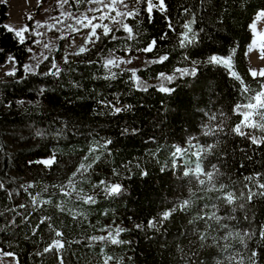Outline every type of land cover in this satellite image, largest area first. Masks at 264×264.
Wrapping results in <instances>:
<instances>
[{
  "label": "trees",
  "instance_id": "obj_1",
  "mask_svg": "<svg viewBox=\"0 0 264 264\" xmlns=\"http://www.w3.org/2000/svg\"><path fill=\"white\" fill-rule=\"evenodd\" d=\"M166 3L169 12L162 15L154 11L151 22L146 4L140 3V16L126 19L136 33L134 39L128 40L122 29L115 31L117 27L114 35L118 39L103 36L85 54L69 58L67 63L63 61L59 76H52L39 69L24 70L28 41L18 44L13 34L4 31L8 3L0 0V48L4 49L0 68L8 54L15 56L17 66L15 75L0 79V182L4 184L0 189V212L4 213L0 216V248L14 253L19 264H58L55 252L39 254L54 238L48 224L62 231V239L68 241L62 253L65 264H103L104 255L114 257L110 264L117 260L121 264H232L229 256L237 252L255 248L264 255V239L259 237L260 226L264 225V198H254L253 204L233 212L235 205L215 199L219 193L197 192L186 211L177 210L169 220L161 221L163 212L189 197V187L198 188L195 183H188L190 177L182 176L186 167L182 161L172 168L174 146L188 147V141L208 144L219 140L214 154L203 165H217L229 187L240 188L247 183L244 176L264 174V147L250 145L248 140L230 132L203 135L205 126L213 127L221 119L226 132L234 126L240 117L232 109L243 100L239 83L225 68L206 63L209 56H228L235 50L236 70L250 87H258L248 74L246 49L252 38L249 26L257 11L264 9V0ZM184 8L191 11L183 14ZM192 13L197 16L194 29L203 31L199 32L197 43L181 48L178 33ZM166 17L171 18L176 32L169 31ZM165 32L168 37L161 40ZM153 39L157 40L156 48L147 53V63L135 69L136 76L149 86L148 91L136 87L131 69L111 70L116 73L115 78L104 79L109 75L103 62L107 52L122 53L127 49L135 53ZM164 55L168 60L163 63H150ZM192 61L198 63L194 65ZM193 67L197 68L195 77H181L176 72L177 68ZM160 73L174 75L175 79L171 83L153 82ZM162 83L175 91L170 95L161 93L158 88ZM109 103L125 110L116 114L106 106ZM213 115L216 120L211 119ZM109 139L110 145L89 154L97 142L103 144ZM53 154V166L37 163ZM94 156H99V160L83 175L77 173L78 165L92 162ZM161 168L165 169L163 173ZM145 171L148 175L142 176ZM73 173H77V192L71 197L63 196L60 187L53 186L67 185ZM101 180L120 184L122 193L107 195L103 185L96 186ZM29 184L33 187L28 188ZM29 193L52 202L33 208ZM78 193L92 195L96 203L84 204ZM20 204L27 207L18 208ZM57 204L64 206L65 211L61 212ZM205 204L207 208L202 207ZM213 204L219 206L217 214L225 217L220 224H228L229 228H221L213 220L197 219L199 212L210 214ZM67 209H72L75 219ZM233 215L234 220L228 218ZM45 216L51 219L40 224ZM12 219L16 225L9 224ZM152 220L157 224L149 227ZM113 227L126 229L119 238L131 243L113 245L91 239L107 236ZM238 230L255 233L247 241V249L235 238L222 239L229 231ZM201 234L205 235L203 241L199 239Z\"/></svg>",
  "mask_w": 264,
  "mask_h": 264
},
{
  "label": "snow or ice",
  "instance_id": "obj_2",
  "mask_svg": "<svg viewBox=\"0 0 264 264\" xmlns=\"http://www.w3.org/2000/svg\"><path fill=\"white\" fill-rule=\"evenodd\" d=\"M87 3V4H95L97 7L95 8H88L87 12L81 13L78 16L73 15L72 13H64L66 19H70L73 21L71 24H67L66 28L70 32H79L82 29H90L89 33L87 34L86 44H94L101 39L102 36L108 37L111 36L113 40L118 39L114 35V30L110 27V24L119 25L120 27L115 29V31H119L122 29L126 32L127 39L131 40L134 39L136 33H134L133 28L129 26L127 23H124L125 19L128 18H135L139 15V12L136 11L134 8L129 7V3L127 0H76V3ZM203 2V0H201ZM59 3L63 6L68 3V0H59ZM133 4H146L145 11L148 14L149 22L152 21L153 13L159 12L160 14L164 15L169 12V6L166 3V0H132ZM121 7L124 10H121ZM191 11L190 8H184L183 14H188ZM100 13L99 16L93 14L89 16L87 13ZM115 13V15H113ZM57 23H63L60 21L59 18H55ZM109 21V23H104V21ZM98 21V22H97ZM264 21V9L260 10L256 14L255 20L251 23L250 30L252 32V40L247 49V53L256 52L258 54L259 59L264 61V28H258V23ZM166 22L169 31L176 32V28L173 25V22L170 17H166ZM197 23V16L196 13H192L190 19L185 21L182 25L183 31L178 33L179 36V44L181 48H185L197 43V36L199 32L203 31V29L196 30L194 29V25ZM38 27H48L49 30H53L55 27L38 24ZM4 31L13 34L16 38L18 44H25L28 35H36L42 36L43 33L33 32L27 26H24L20 29L13 28L9 25L3 26ZM100 29V33L98 34L97 30ZM59 30V29H56ZM168 33L165 32L161 35L160 39L164 40L167 39ZM66 38V37H61ZM35 43H41L40 40H36ZM157 40L153 39L150 41L147 47L139 49V51H143L145 53L153 52L156 48ZM44 47L48 49L50 47L49 44L45 43ZM86 50V46H81L79 51L75 53L76 55H80L84 53ZM28 52H32L31 48L27 49ZM4 49L0 48V53H3ZM235 57V50L228 55V56H220V55H211L208 57L206 63L221 66L227 70L230 77L237 81L240 85V94L243 97L242 102H238L234 105L232 111L234 115L240 117V120L234 124V126L230 127L228 131H225L224 119H221L220 123L216 124L213 127L205 126V130L203 132L204 136H216L218 133H223L224 135H228V133H233L237 137L242 139H246L250 142V145L256 146L257 148L264 147V68L257 69H248V74L251 76L253 80L256 81L258 87L252 88L250 87L245 79L241 76V74L236 70V65L234 62ZM48 57H44L47 59ZM188 57H185L187 59ZM8 62L13 64L16 63V58L13 55H9L7 57ZM168 60V56H160L158 59L150 61V63H163L164 61ZM67 57H65V63H67ZM132 63L131 59L125 60L124 58H115L110 57L104 61V67L109 70V75L105 76L104 79L115 78L116 73L112 72V68H117L121 64H130ZM147 63V62H146ZM195 65L198 63L197 61H192ZM25 71H34L30 65L24 66ZM55 69V71H52ZM52 69L49 70L48 73L44 75H52V76H59L60 69L59 67L53 62ZM176 72L180 74L181 77L184 76H191L195 77L197 75V68L193 67L191 69L188 68H177ZM7 75H15V71L7 73ZM132 77L134 79V83L136 87L142 91H148V85L144 83L138 76H136V71L132 70ZM158 78L161 81H166L171 83L174 79V75H166L164 73H160ZM44 89H41V93H43ZM158 91L165 94H171L175 90L165 86L163 83L158 88ZM103 104L104 101H101ZM107 107H110L112 111L116 114L124 111V108L116 107L114 104H107ZM130 108L131 106H126ZM221 117L226 118V114L221 113ZM212 120H216V116L213 115L211 117ZM125 132L128 129H124ZM136 131V130H133ZM37 135H43V133L38 132ZM195 139V137H193ZM112 141L106 140L103 144L99 142L96 143L92 148L89 149V154L94 152H99L100 149L106 148L107 145H110ZM188 147H180L174 146V150L171 152L172 156V168L175 169L177 167V161H182L184 165H186L184 171L182 172L183 177H190L188 181L189 184L195 183L198 185L196 190H193L191 187L188 189L189 197L179 201L175 204L174 207L166 210L161 214V221L169 220L173 213L177 210L184 212L186 211L192 204H193V197H196L197 192H213L219 193V195L215 196L216 200H222L229 206L235 205V208H232L231 211H235L236 208L245 209L246 204H253L254 198H264V174L256 173L254 175H247L244 176L243 179L247 183L243 184L240 188L236 187H229L228 183L222 179L224 177V173L221 169L215 165L211 164L209 168H205L203 165V161L210 155L214 154L215 149L219 145L220 141L216 140L213 143L208 144H200L192 143L188 141ZM243 152H246V149H240ZM187 158V159H185ZM251 159V157H248ZM85 160L88 159L86 155L84 157ZM99 160V156H94L92 162L85 164L81 163L78 165L77 173L83 175L88 171V169L92 166V163ZM31 163V162H30ZM37 163H41L46 167H51L56 163V156L53 154L50 158L37 161ZM243 167V165H241ZM164 168H161L160 171L163 173ZM77 173H73L72 178L69 179L68 184L65 186H53V187H60L61 194L66 197H71L72 193L77 192L76 185L74 183L75 176ZM118 174V173H117ZM142 176H147L148 173L142 172ZM231 179V178H229ZM234 184V182H233ZM103 185V191L109 196L120 195L123 191V188L120 184H109L106 181L101 180L97 187ZM33 187V185L29 184L28 188ZM4 188V184L0 182V189ZM27 191V189H25ZM47 191V188L44 189ZM80 193L83 192L82 189L79 190ZM12 193L8 192V196L11 197ZM79 195V193H78ZM31 197V205L33 208L42 207L44 204H50L52 201L50 199H45L41 201L39 199V194L33 195L29 193ZM79 199L84 204H95L96 200L92 195L83 194L79 195ZM238 201H242L238 203ZM18 208H26L27 205L20 204L17 206ZM57 207L61 212L65 211V207L57 204ZM203 208H207L208 205L205 204L202 206ZM211 213L199 212L197 214V219L204 220L205 222L209 220L215 221L221 228L227 229L229 228L228 224H220V221L225 219V217L220 216L217 214L218 205L213 204ZM8 211H14V209H8ZM68 213L73 216V219L76 218V214H73L72 209H67ZM18 215L20 213H17ZM4 213L0 212V216H3ZM229 219H235L236 217L230 216ZM249 217L245 216V219ZM25 219H27L25 217ZM51 217L45 216L40 220V224H44L46 221H49ZM189 223H193L192 220H189ZM10 225H16V221L14 219L9 221ZM157 222L155 220L149 221V227L156 226ZM49 228L52 229V233L54 238L48 244L47 247L43 249L40 255L45 253L55 252L58 264H65V256L62 254L65 251V246L68 241L62 239L64 237V233L62 231L57 230L53 225L48 224ZM160 226H163L162 224ZM211 227V225H207ZM39 227V225H37ZM137 228H140V225H136ZM126 231V229H122L117 227L114 231H110L107 236L101 237H91L92 240H98L100 242L107 241L113 245H120L125 243H131L130 241L121 240L119 237L122 232ZM35 235V231L33 232ZM255 235L254 232L251 230H238V231H229L226 236L222 239L228 240L229 238H235L239 241V243L243 246L244 249H247V241L251 240L252 237ZM260 239H264V225L260 226L259 231ZM200 240H205V235L201 234L199 237ZM228 245H225L227 248ZM6 256H10L15 258L14 253H4ZM114 260V257L111 255H104L103 257V264H110L111 261ZM229 260L232 264H264V255H260L255 248L247 251V252H237L236 255H230ZM16 264H19V261H16ZM116 264H121V261H116Z\"/></svg>",
  "mask_w": 264,
  "mask_h": 264
},
{
  "label": "rangeland",
  "instance_id": "obj_3",
  "mask_svg": "<svg viewBox=\"0 0 264 264\" xmlns=\"http://www.w3.org/2000/svg\"><path fill=\"white\" fill-rule=\"evenodd\" d=\"M127 2L129 3L130 8H134L136 11L139 12V9L141 8L140 4H133L132 0H127ZM7 3H8V19L6 20L5 23L6 25L12 26L13 28L16 29H20L24 26H27L30 29H32L33 32H39L44 34L42 36H36L34 34L33 35L26 34L28 41V48H31L32 52H29L26 58V62L24 63V66L30 65L32 69H34V71L39 69L42 72H49V70L52 69L53 62L58 67H60L62 62L65 61V57H67V59L77 58L85 54L87 51H89V49L93 48L99 42L97 41L94 44H86L87 34L89 33L90 29H82L81 31L74 33L70 32L66 28V25L73 23V21L70 19H66L64 15V13H72L73 15L78 16L81 13L87 12L88 8L97 7V5L95 4L90 5L87 4L86 2L77 4L76 0H73L72 3L68 0V3L63 6L59 3V0H7ZM121 10L124 9L121 7ZM259 11L260 10H258L257 13ZM140 13L141 12H139V15L136 17H139ZM87 14L89 16L93 14L97 16L100 15V13L98 12L97 13L88 12ZM256 14L253 21L256 18ZM113 15H115V13H113ZM55 18H59V20L63 21V23H57V20ZM104 23H109V21L106 20L104 21ZM124 23H127L126 19L124 20ZM38 24L48 25V26L54 25L55 27L53 28V30H49L48 27H38ZM110 27H112L114 30L115 28L120 26L110 24ZM258 28H264V21L258 23ZM100 31H101L100 29L97 30L98 34L100 33ZM62 36L66 38L62 39L61 38ZM36 40H40L41 43L39 44L35 43ZM45 43L50 45L48 49L44 47ZM250 43L248 44L247 49ZM81 46H86L88 50H86L84 53L80 55H76L75 53L79 51ZM9 55L10 54H8V56ZM45 56L48 58L44 59ZM113 56L115 58H124L125 60L131 59L132 63L121 64L119 67L112 68L111 70H116V69L135 70L136 68L143 66L145 62H147V60L149 59L147 53L143 51L130 53L127 49H125L122 53H118L115 51L107 52L103 57V62L106 59ZM246 56L250 68L257 70H259L260 68H264V61L259 59L258 54L256 52L247 53ZM16 69H17L16 63L13 64L11 62H8V60H6V62L0 68V79H4L5 77L10 76L7 75V73L16 71ZM53 70L55 69H52V71ZM28 72H32V71H28ZM153 82L158 83L160 82V79L157 78L153 80ZM114 229L115 228L113 227L106 234L108 235V233L110 231H114ZM4 253H9V252L0 248V264H16V261L18 259L15 254H14L15 258H13L4 255Z\"/></svg>",
  "mask_w": 264,
  "mask_h": 264
}]
</instances>
